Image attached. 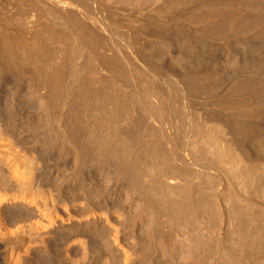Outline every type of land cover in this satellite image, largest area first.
I'll use <instances>...</instances> for the list:
<instances>
[{"label":"bare ground","instance_id":"obj_1","mask_svg":"<svg viewBox=\"0 0 264 264\" xmlns=\"http://www.w3.org/2000/svg\"><path fill=\"white\" fill-rule=\"evenodd\" d=\"M263 180L264 0H0V264H264Z\"/></svg>","mask_w":264,"mask_h":264},{"label":"rangeland","instance_id":"obj_2","mask_svg":"<svg viewBox=\"0 0 264 264\" xmlns=\"http://www.w3.org/2000/svg\"><path fill=\"white\" fill-rule=\"evenodd\" d=\"M10 83L11 82H8L7 83V85L9 86L8 88L6 86L7 89L4 88L6 91L3 90L4 91L3 92V95H4V97L6 96L5 99H7V100H8L9 97H7L6 94L9 95V93L11 92V90L8 91V89H10V87H13L14 86L13 83H11L12 85L10 86ZM24 121H25V119H24ZM247 196L251 197L252 203H253L254 207H256V208L261 207V208L264 209V180L260 183V185L255 190H253L251 192V194L247 193ZM222 227H224V224L222 225Z\"/></svg>","mask_w":264,"mask_h":264}]
</instances>
